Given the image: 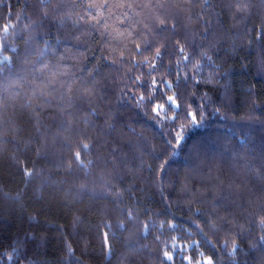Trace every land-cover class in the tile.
<instances>
[{
	"label": "trees",
	"instance_id": "trees-1",
	"mask_svg": "<svg viewBox=\"0 0 264 264\" xmlns=\"http://www.w3.org/2000/svg\"><path fill=\"white\" fill-rule=\"evenodd\" d=\"M100 2L0 0V264H189L173 245L191 264H264V0H120L128 17L96 24ZM164 45L151 74L133 63ZM153 78L172 85L155 104L182 105L175 125L133 99ZM185 109L200 123L176 145Z\"/></svg>",
	"mask_w": 264,
	"mask_h": 264
},
{
	"label": "snow or ice",
	"instance_id": "snow-or-ice-1",
	"mask_svg": "<svg viewBox=\"0 0 264 264\" xmlns=\"http://www.w3.org/2000/svg\"><path fill=\"white\" fill-rule=\"evenodd\" d=\"M42 3H46V2H50V0H41ZM205 2L207 3V0H205ZM89 9L94 10L96 15H92V12L89 11L88 15L91 18L92 21H94L96 24H101L103 23H107V19L111 18V16L113 15V10L114 9H124L125 11H123L122 15L124 17H128V11L127 9H132L133 5L131 3H123L120 2V0H116L115 3H109V0H102V2L100 3H91L88 5ZM157 7L163 9L165 7V5L163 4H159L157 5ZM106 13H108V16L106 17ZM47 15V14H45ZM80 19H84L83 16L80 17ZM117 19L119 20V22L121 24L126 23L125 20L120 19L119 17H117ZM156 19L159 21V23L155 26L156 31H158L159 33H163L164 31H166L168 29V25L166 23L165 19H160L159 16L156 17ZM12 27L10 24H5L3 25V32L5 34V37L8 34L9 28ZM145 28H147L148 26L145 24L144 25ZM149 31H153V29H148ZM172 30L175 31V25H172ZM133 36V33L128 30L127 28L125 29V31L122 32H118L117 35L115 37H113V39H120V38H124V39H128L131 38ZM134 42V41H133ZM144 47L142 48L140 44L136 45V51L140 54H143V51L145 50H151V45H150V41L148 40H144L143 41ZM7 45L6 43L0 42V49L5 48ZM125 47H127L125 45ZM175 51L178 52L181 57L182 60L178 61V64H182L183 61H187L190 60V56L189 55H185V48L184 46L180 45L179 42H177V44L174 46ZM13 52H15V49H12ZM167 51V45H164V50L162 51L161 48H157L155 50V54L153 57V62L151 64L148 63L147 59L136 62L133 61L134 64L136 63H140V64H146L149 67V74H151V71L157 68V64L155 63V61H162L163 57H164V53ZM202 56H207V53H202ZM121 57H123V52L121 53ZM197 69H199V63H197L196 65ZM48 68V65H43L40 69H36L35 67H33V72H39L41 75L44 74L45 70ZM5 73L11 75L14 73V67H13V63H12V59L11 57L5 55L3 57H0V78H4L5 77ZM63 74V73H61ZM94 78V77H93ZM185 80L187 81L189 79L188 76H180L177 75V80ZM135 83L139 84H144L146 83V81H141L140 77H136L134 80ZM49 85L52 84V81L49 80L47 82ZM158 83L160 85H162L164 88H167L168 90H171L172 85L168 82V81H160L158 82L155 78L152 79L151 81V85L149 86L151 88V91H149L147 97L144 96V94L142 93L139 97H136L135 95H133V99L136 100V104L137 107H140L141 105L145 104V103H153L154 106L152 107L151 111L154 113L153 119L156 121L159 120H168L170 121L173 125L176 124V121L180 118V110L182 109V105L180 103H177V95H167L165 97V103H159V104H155V94L158 91ZM179 86V85H177ZM167 105V108H166ZM171 111L174 113V115L168 116L167 112ZM163 113V115H162ZM184 117L188 120V124H184L181 123L179 125H177V130L175 131V135H174V139L176 141V145H180L183 140H184V132L186 127H190L192 125H196L199 124L200 121L197 119V114L194 110H184ZM169 146L171 147V142H169ZM85 151L88 150L89 145L87 144H83L81 146ZM75 157L77 159V161L80 162L81 166H83V162L80 161V153L77 152L75 154ZM161 167H164L163 165ZM27 175H31L30 171H26ZM129 217L131 218V213H129ZM262 224H264V221H261ZM168 227L170 229H175L176 225L175 224H171L169 223ZM145 228H147V225H145ZM201 235H203V232L201 230ZM261 240H264V236L260 237ZM104 240H105V244L107 245V233L104 234ZM197 242H193V245L196 244ZM192 245H188L187 247H191ZM226 246V245H225ZM174 248H176L178 251H181V256L182 259L187 260L189 262V264H191V257H184L182 255V250L179 249V246L177 245H173ZM237 251H239V245L236 243H233L232 245V249L229 252V255H234ZM163 258L164 260H166L167 262H172L174 260V255L172 252L169 251H165L163 253ZM196 264H214L213 260L211 257H205L203 259V262H201L200 260L196 261Z\"/></svg>",
	"mask_w": 264,
	"mask_h": 264
}]
</instances>
